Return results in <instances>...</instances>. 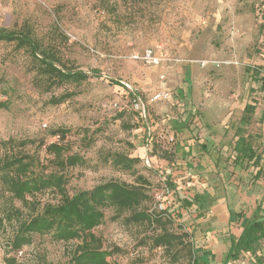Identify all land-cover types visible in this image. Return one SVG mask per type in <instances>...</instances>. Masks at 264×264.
<instances>
[{
    "label": "rangeland",
    "instance_id": "rangeland-1",
    "mask_svg": "<svg viewBox=\"0 0 264 264\" xmlns=\"http://www.w3.org/2000/svg\"><path fill=\"white\" fill-rule=\"evenodd\" d=\"M25 22L44 42L57 43L90 77L46 90L35 82L25 50L0 40V99L10 103L0 110V142L48 139L55 128L70 129L75 134L73 150L87 157L84 166L70 169L68 188L74 192L111 178L133 181L131 173L111 163L109 154H138L139 126L187 122L197 140L201 132L213 136L221 171L208 180L218 184L215 188L231 208L245 212L240 224L264 219V0H0V28L18 29ZM148 47L166 50L170 59L149 66L133 58V52ZM192 66L194 74L187 84L183 79ZM160 90H173L174 97L148 103ZM68 92L74 95L52 103L54 96ZM134 97L147 103L150 120L138 116ZM248 103L256 109L245 122L241 118ZM239 135L246 136L260 156L258 165L234 163ZM88 137L92 143L87 147ZM171 153L170 162L175 160ZM156 154H163L162 147ZM137 168L152 182L153 198L146 205L158 209L156 190L163 185L162 175L174 185L171 174L143 162ZM175 202L174 198L170 210ZM105 214L94 232L105 248H119L108 257L110 264H128L133 254L142 256L145 264H188L185 258L171 263L163 249L142 245L152 232L149 227L125 224L123 217L115 218L112 208ZM234 220L238 225L236 216ZM174 228L178 229L176 224ZM8 234L10 230L0 231V264H65L77 242L34 234L30 245L15 252L8 246ZM221 236L209 264H216L215 258L223 264L231 240ZM228 264H264V239L256 252H241Z\"/></svg>",
    "mask_w": 264,
    "mask_h": 264
},
{
    "label": "trees",
    "instance_id": "trees-1",
    "mask_svg": "<svg viewBox=\"0 0 264 264\" xmlns=\"http://www.w3.org/2000/svg\"><path fill=\"white\" fill-rule=\"evenodd\" d=\"M0 40L25 50L35 71V82L46 90L68 83L78 84L90 77L75 64V60L66 57L57 43L40 39L29 23L25 22L18 29L0 28ZM261 81L264 86V76ZM73 95L74 92H68L54 96L52 103H63ZM9 104L8 100L0 99V110L8 108ZM255 109V104H247L241 119L250 122ZM49 135L48 139L10 138L0 142V231L10 230L8 246L11 251L18 252L30 245L34 234H48L56 241H77L65 264H110L108 257L118 253L119 248H105L94 229L104 222L106 209L112 208L115 218L123 217L125 224L149 227L152 232L142 239V245L150 250L163 249L169 262L177 263L185 258L188 264L203 263L194 248L192 235L181 224L182 214L170 209H151L146 205L153 198L152 182L137 168L142 162L139 156L120 151L109 154L111 163L131 173L133 181L111 178L92 188L70 192V169L84 166L87 157L73 150L75 134L70 129L58 127ZM55 135L60 136L59 141L51 140ZM91 143L88 137L85 144L88 147ZM158 146L163 151L160 157L170 160L169 147L154 142V153ZM208 146L205 143L202 148L207 150ZM235 149L234 163L259 164L260 156L246 136L239 137ZM47 194L53 198H44ZM184 203L190 204L186 199ZM236 216L239 221L246 217L243 211L237 212ZM262 239L264 219L248 220L239 236L230 237L231 244L223 264L238 258L241 252H256ZM257 259L263 261L261 257ZM145 263L139 254H133L128 262Z\"/></svg>",
    "mask_w": 264,
    "mask_h": 264
},
{
    "label": "crops",
    "instance_id": "crops-1",
    "mask_svg": "<svg viewBox=\"0 0 264 264\" xmlns=\"http://www.w3.org/2000/svg\"><path fill=\"white\" fill-rule=\"evenodd\" d=\"M165 52L167 51L165 50ZM194 70V66L187 69L188 75L185 73L183 79L187 84L191 80L190 74H194ZM172 92L175 93L173 90ZM177 92L180 93L181 90L179 89ZM173 93L170 100L174 97ZM188 125L190 123L173 120L172 124L157 121L152 126H139L137 128L138 133H140L137 138L138 154L136 155L141 158L142 162L146 157L152 158L154 163L160 164L168 174H171L176 199L173 211L182 214L181 224H183L184 230L191 233L197 255L204 263L209 264L213 258L211 254H216V249L220 245L218 237L222 235L223 239L228 240L231 236L237 237L244 225L240 224L238 218L236 221L238 225L235 224L234 219L239 211L231 208L229 202L225 201L223 196L219 194L218 188H215L218 184H211L208 180L211 175L218 176L221 171V163L218 156L216 157L218 154L213 150V147L211 148V143H214L213 136H204V133L201 132V139L197 140ZM163 127L170 134L176 136V142L168 146L170 151L175 153V160L172 162L158 157L153 151L154 142H156L154 135L157 133L156 129L159 132ZM214 129L216 130V126H213L212 130ZM150 135L153 137L150 138ZM205 143L209 145L207 150L211 148L210 152L202 148ZM197 148L199 149L197 150ZM215 176L213 178H216ZM185 199L190 204H185ZM230 210L234 211V216ZM219 225H224V228H222V233L217 234L216 230ZM215 261L216 264L220 262L216 258Z\"/></svg>",
    "mask_w": 264,
    "mask_h": 264
},
{
    "label": "built area",
    "instance_id": "built-area-1",
    "mask_svg": "<svg viewBox=\"0 0 264 264\" xmlns=\"http://www.w3.org/2000/svg\"><path fill=\"white\" fill-rule=\"evenodd\" d=\"M132 56L135 60H140L141 62L149 66H159L162 65L165 61H168L170 59L168 52L158 51L157 49L152 47L145 48L143 51H135L133 52ZM161 78H165V76L161 75ZM171 97H172L171 91L160 90L159 92L153 94V96L150 98V102L148 103L170 100ZM133 101L135 102L134 109L137 110L138 116L141 118V120L143 121L150 120L152 118V115L150 113L147 103L143 101L140 97H134ZM152 137L153 135H150V138ZM51 140L59 141L60 136L55 135L51 138ZM156 142L158 143L163 142L164 145L167 144L165 146H169L176 142V136L174 134H170L166 128H162L157 133ZM143 162L147 167L161 168L160 164L157 165L156 163H154L152 158L150 157L144 158ZM162 183L163 185L161 186V188L156 190L155 196L159 201V204L155 205V207L157 206L156 208H158L159 210H166L169 209L170 204L175 198V189L173 186L168 185L169 177H167L166 175H162ZM158 264H163V263H158Z\"/></svg>",
    "mask_w": 264,
    "mask_h": 264
}]
</instances>
